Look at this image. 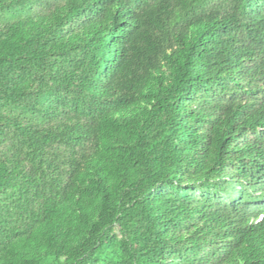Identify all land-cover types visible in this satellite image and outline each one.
I'll return each instance as SVG.
<instances>
[{"label": "trees", "instance_id": "trees-1", "mask_svg": "<svg viewBox=\"0 0 264 264\" xmlns=\"http://www.w3.org/2000/svg\"><path fill=\"white\" fill-rule=\"evenodd\" d=\"M3 144L0 264H264V1L0 0Z\"/></svg>", "mask_w": 264, "mask_h": 264}, {"label": "rangeland", "instance_id": "rangeland-1", "mask_svg": "<svg viewBox=\"0 0 264 264\" xmlns=\"http://www.w3.org/2000/svg\"><path fill=\"white\" fill-rule=\"evenodd\" d=\"M33 8L35 9V8H37V7L34 5ZM1 149H3V150L5 149V145H4V144H3V145H0V155H1L2 151H3V150H1Z\"/></svg>", "mask_w": 264, "mask_h": 264}, {"label": "bare ground", "instance_id": "bare-ground-1", "mask_svg": "<svg viewBox=\"0 0 264 264\" xmlns=\"http://www.w3.org/2000/svg\"><path fill=\"white\" fill-rule=\"evenodd\" d=\"M114 71V70H113Z\"/></svg>", "mask_w": 264, "mask_h": 264}, {"label": "clouds", "instance_id": "clouds-1", "mask_svg": "<svg viewBox=\"0 0 264 264\" xmlns=\"http://www.w3.org/2000/svg\"><path fill=\"white\" fill-rule=\"evenodd\" d=\"M264 1V0H263Z\"/></svg>", "mask_w": 264, "mask_h": 264}]
</instances>
